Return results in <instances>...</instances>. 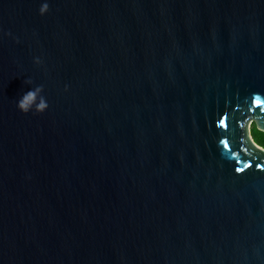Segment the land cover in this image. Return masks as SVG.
<instances>
[{"label": "water", "instance_id": "water-1", "mask_svg": "<svg viewBox=\"0 0 264 264\" xmlns=\"http://www.w3.org/2000/svg\"><path fill=\"white\" fill-rule=\"evenodd\" d=\"M254 125L264 0H0V264H264Z\"/></svg>", "mask_w": 264, "mask_h": 264}, {"label": "clouds", "instance_id": "clouds-1", "mask_svg": "<svg viewBox=\"0 0 264 264\" xmlns=\"http://www.w3.org/2000/svg\"><path fill=\"white\" fill-rule=\"evenodd\" d=\"M48 12V4L42 3L39 8V14L41 16L45 15ZM34 63L37 65L41 64V60L37 58ZM28 85H32L31 80L25 81ZM44 88L42 85L35 87H30L17 101V109L23 114L35 113L43 114L47 111L49 105L46 99L43 97Z\"/></svg>", "mask_w": 264, "mask_h": 264}, {"label": "snow or ice", "instance_id": "snow-or-ice-1", "mask_svg": "<svg viewBox=\"0 0 264 264\" xmlns=\"http://www.w3.org/2000/svg\"><path fill=\"white\" fill-rule=\"evenodd\" d=\"M261 99H262V97L261 96H256V98H255V103H256V105L257 106H260V104H261ZM224 124H225V122H224V120H221L220 121V125L221 126H224ZM228 145L227 144H225V147H227ZM252 168V165H248V164H246L245 166H244V168L243 169H237V172H240V173H245L246 172V170L247 169H251ZM258 170L261 172V173H264V164H259L258 165Z\"/></svg>", "mask_w": 264, "mask_h": 264}, {"label": "trees", "instance_id": "trees-1", "mask_svg": "<svg viewBox=\"0 0 264 264\" xmlns=\"http://www.w3.org/2000/svg\"><path fill=\"white\" fill-rule=\"evenodd\" d=\"M252 136L255 143L264 149V132L259 131L257 127L254 125L252 127Z\"/></svg>", "mask_w": 264, "mask_h": 264}, {"label": "bare ground", "instance_id": "bare-ground-1", "mask_svg": "<svg viewBox=\"0 0 264 264\" xmlns=\"http://www.w3.org/2000/svg\"><path fill=\"white\" fill-rule=\"evenodd\" d=\"M256 147H257V145H256ZM258 148V147H257ZM259 149V148H258ZM262 152H264V149H262Z\"/></svg>", "mask_w": 264, "mask_h": 264}]
</instances>
